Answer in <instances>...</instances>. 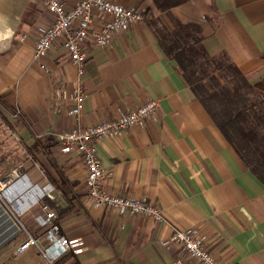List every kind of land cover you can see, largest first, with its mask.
I'll list each match as a JSON object with an SVG mask.
<instances>
[{
  "label": "crops",
  "instance_id": "0c3cea01",
  "mask_svg": "<svg viewBox=\"0 0 264 264\" xmlns=\"http://www.w3.org/2000/svg\"><path fill=\"white\" fill-rule=\"evenodd\" d=\"M115 1L153 8L174 27L153 0ZM171 13L201 25L208 53L225 51L250 82L264 80V0H187ZM52 20L46 0H0L1 108L26 152L22 176L4 195L35 224L44 190L51 189L57 206H72L59 219L60 232L81 237L86 249L67 251L57 264H172L184 255L171 239L174 226L197 227L204 247L223 264H264V179L226 138L159 45L148 19L116 33L105 48L87 43L81 77L87 97L77 117L67 109L79 77L62 43L44 58L45 67L34 60L36 40ZM149 99L160 100L156 117L96 145L103 167L112 172L104 187L153 202L164 210L165 221L93 206L81 155L64 152L57 139L59 132L114 119ZM36 227L29 235L45 248V229ZM38 245L19 254L17 247L10 254L2 249L0 256L40 264L44 255Z\"/></svg>",
  "mask_w": 264,
  "mask_h": 264
},
{
  "label": "built area",
  "instance_id": "2783aa9c",
  "mask_svg": "<svg viewBox=\"0 0 264 264\" xmlns=\"http://www.w3.org/2000/svg\"><path fill=\"white\" fill-rule=\"evenodd\" d=\"M46 5L53 13V20L36 40L34 60L45 67L44 58L56 42L62 43L79 77L73 87L74 104L67 109L68 115L77 117L82 112L87 97L81 82L89 57L87 43L90 41L99 47H107L116 33L126 31L133 24L146 19L145 8L126 6L115 0H75L73 5L67 4L65 0H46ZM159 108V99H149L133 109L122 111L114 119H104L82 130L69 129L57 134L64 152H77L81 155L86 168L87 197L93 206L111 208L119 215L129 212L155 221L166 220L164 210L153 202L137 196L114 194L104 187L105 180L112 172L103 167L96 145L97 141L105 137L120 134L121 131L134 125H143L147 120L157 116ZM14 173L16 178L22 176L21 172L14 171ZM8 183L6 177L0 180V192L3 195L6 194ZM42 197L54 198L51 189L44 190ZM4 212L7 214L6 210ZM56 219V211L48 204L42 203L36 220L39 226L45 229L49 245L41 252L52 264L69 250L81 253L86 249L85 241L81 237L69 238L62 235ZM12 222L16 225V230H9L12 235H16L22 231L23 224L19 219L21 226L16 221L12 220ZM3 233L5 231L1 234ZM171 239L180 243L184 251V255L176 258L172 264H194L195 262L223 264L204 247L202 235L197 227L174 226ZM38 243L35 237L29 235L17 246L16 253H23L30 246L38 245Z\"/></svg>",
  "mask_w": 264,
  "mask_h": 264
},
{
  "label": "trees",
  "instance_id": "16d2710c",
  "mask_svg": "<svg viewBox=\"0 0 264 264\" xmlns=\"http://www.w3.org/2000/svg\"><path fill=\"white\" fill-rule=\"evenodd\" d=\"M153 1L156 10L160 14H167L174 26L170 27L162 17L155 15L153 8L145 10L146 19L154 30L159 45L171 59L176 61L184 79L192 86L196 96L226 138L234 146L237 143L256 142L259 132L257 128L247 129L246 112L250 109L254 111L255 119L259 118L262 123H264V113L256 107V104L247 103L252 90L264 91V80L250 82L225 51L218 55L208 53L203 45L201 25L195 22L184 23L171 13L173 7L187 0ZM262 129L264 130V127ZM261 138L264 141V133ZM259 142L262 144V141ZM242 158L247 162L244 153ZM257 161L259 164H264L263 151ZM247 164L250 166L248 162ZM260 176L263 178L262 174ZM44 201L56 211L57 222L72 208L71 205L66 208L57 206L48 197H45Z\"/></svg>",
  "mask_w": 264,
  "mask_h": 264
},
{
  "label": "rangeland",
  "instance_id": "374dc122",
  "mask_svg": "<svg viewBox=\"0 0 264 264\" xmlns=\"http://www.w3.org/2000/svg\"><path fill=\"white\" fill-rule=\"evenodd\" d=\"M3 103L2 98L0 97V180L4 179L5 177L8 178V186L6 189H9L11 186V183L16 180L15 173L21 172V162H22V153L25 152L24 145L19 142V139L17 138V134L15 132V129L12 125V122L10 120V115L8 117V113L1 108V104ZM248 105L250 104H256V107L264 113V91L261 89H255L252 90L248 97ZM13 117L17 116V111L12 112ZM11 114V116H12ZM12 117V118H13ZM247 117V129L257 128L258 129V137L256 142H246L245 143H237L235 148L238 150V152L242 155L244 153L245 159L249 163L250 167L256 170V172L263 176L264 178V164H259L257 159L261 156L262 151L264 152V141L262 140L261 136L264 133V130L262 129L264 127V123L259 121V118L255 119L254 111L250 109V111L246 112ZM262 141V144L259 142ZM26 153V152H25ZM0 234L2 231H5V233L0 235V251L2 249L9 250V254L12 253V250L17 247V245L28 238L29 232L33 233L36 231V225L34 222H31L32 219L28 220L26 218H22V213L15 210L12 207V199L6 198L3 193L0 192ZM47 204V203H46ZM50 206V205H49ZM4 210L7 211V214L4 212ZM40 211V209H39ZM37 211V214L38 212ZM7 216L8 221L5 222L3 219ZM31 216V215H30ZM22 222L23 226L20 225L18 222V219ZM34 219V218H33ZM16 221L20 226L22 231L17 233L16 235H13V237L8 238L12 235L10 230L6 229L8 228L7 224L16 226L13 222ZM40 227V226H39ZM16 227L12 230L15 231ZM9 235V236H8ZM39 246V245H38ZM41 250V246H39ZM38 248V247H37ZM40 250V251H41ZM44 260L40 264H52L49 262V260L45 257V254H43ZM11 257V256H10ZM13 257V256H12ZM0 259H3V262H0V264H16V262L11 261L12 259H7V255L4 254V256H0ZM54 264H57V261L54 262Z\"/></svg>",
  "mask_w": 264,
  "mask_h": 264
},
{
  "label": "bare ground",
  "instance_id": "6f19581e",
  "mask_svg": "<svg viewBox=\"0 0 264 264\" xmlns=\"http://www.w3.org/2000/svg\"><path fill=\"white\" fill-rule=\"evenodd\" d=\"M0 216H1V215H0ZM2 216H3V215H2ZM3 217H4V216H3ZM7 218H8V217L5 216L3 220H4L5 222H7V221H8ZM15 227H16V226L11 225V223H10V224H8V228H7V229H8V230H9V229H10V230H13ZM8 236H9V235H8Z\"/></svg>",
  "mask_w": 264,
  "mask_h": 264
}]
</instances>
